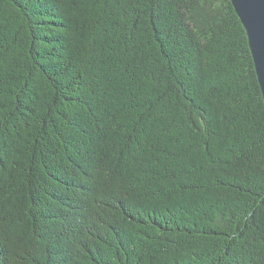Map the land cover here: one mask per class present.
Returning a JSON list of instances; mask_svg holds the SVG:
<instances>
[{"label": "trees", "instance_id": "obj_1", "mask_svg": "<svg viewBox=\"0 0 264 264\" xmlns=\"http://www.w3.org/2000/svg\"><path fill=\"white\" fill-rule=\"evenodd\" d=\"M0 264H264L231 0H0Z\"/></svg>", "mask_w": 264, "mask_h": 264}, {"label": "water", "instance_id": "obj_2", "mask_svg": "<svg viewBox=\"0 0 264 264\" xmlns=\"http://www.w3.org/2000/svg\"><path fill=\"white\" fill-rule=\"evenodd\" d=\"M248 35L264 98V0H231Z\"/></svg>", "mask_w": 264, "mask_h": 264}]
</instances>
